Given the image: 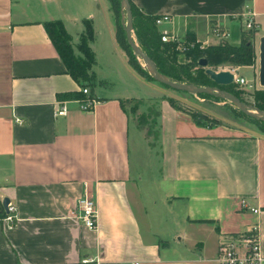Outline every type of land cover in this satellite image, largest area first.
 Instances as JSON below:
<instances>
[{
	"label": "crops",
	"instance_id": "obj_1",
	"mask_svg": "<svg viewBox=\"0 0 264 264\" xmlns=\"http://www.w3.org/2000/svg\"><path fill=\"white\" fill-rule=\"evenodd\" d=\"M130 2L145 14H169L160 30L203 44L219 42L214 26L240 43L248 8L257 40L264 35V0ZM49 20L63 22L77 54L85 22L92 24L89 110L77 97H59L83 87L48 35ZM117 29L111 0H50L40 13L23 0H0V264H78L83 256L220 264V243L254 226L264 255V131L198 123L167 101L159 112L160 166L144 185L145 170L132 166L134 121L123 99L144 98L134 83H152L130 63ZM63 103L67 113L56 114ZM140 135L151 144L144 128ZM85 194L97 205L94 230L78 217ZM5 197L17 209L13 226L4 219Z\"/></svg>",
	"mask_w": 264,
	"mask_h": 264
},
{
	"label": "trees",
	"instance_id": "obj_2",
	"mask_svg": "<svg viewBox=\"0 0 264 264\" xmlns=\"http://www.w3.org/2000/svg\"><path fill=\"white\" fill-rule=\"evenodd\" d=\"M112 8L117 17L118 29L117 36L120 44L127 51L130 59V63L133 67L143 76L144 72L142 67L134 61V55L132 54V47L130 46L127 36V46L123 42L122 38V26L120 24V0H111ZM131 9L133 15V29L139 40L140 46L145 50V52L154 60L157 68L170 78L181 81L194 83L197 85H211L218 86L229 92H232L238 96L241 100L245 101L243 97L244 90L237 83H232L228 85H217L210 76L206 73L205 67L199 66L198 60L201 57H206L208 60V66L217 70L221 64L231 63L235 65H252L257 60V49L255 44L247 38L248 34L256 33L258 28L255 25L252 28L243 29L241 42L238 44H232L229 41L219 42L216 44H203L193 38H188V40L196 41L195 46L189 49L185 54L187 57H191L188 62H180L177 60L179 55V50L176 48V42L174 41H163L161 38V30L156 24V18L160 15H150L145 14L132 2ZM44 26L50 36L52 42L54 43L60 57L64 61L68 72L76 78L83 88H87L89 85H93L94 76L92 74L91 68L95 63V53L89 45V42L93 39V27L89 21L85 22V30L80 37V43L78 44L79 54L74 50L71 36L66 30L63 22L61 20H49L44 22ZM125 29V27H124ZM126 34V31H125ZM148 80L151 78L148 76ZM152 79L154 77L152 76ZM155 80V79H154ZM165 85V84H163ZM167 86V85H165ZM199 95L203 97H214L219 98L207 93H200ZM253 97V104L264 110V87L257 88L251 94ZM92 97V94H90ZM60 98L67 97H77L79 99H85V93L83 89L81 92L70 91L59 95ZM222 99V98H220ZM171 105L179 108L174 104L173 100H168ZM245 115L239 108L236 110ZM192 117L198 122L203 123L197 118V116L191 112ZM160 113L158 111L157 118ZM249 116V115H247ZM251 117V116H249ZM257 123H264L263 120L251 117ZM219 120L213 118V122H218ZM264 131V128L261 126ZM148 135H151L150 130ZM159 129L156 131V139L159 138ZM153 145V143H151ZM5 216V214H4Z\"/></svg>",
	"mask_w": 264,
	"mask_h": 264
},
{
	"label": "rangeland",
	"instance_id": "obj_3",
	"mask_svg": "<svg viewBox=\"0 0 264 264\" xmlns=\"http://www.w3.org/2000/svg\"><path fill=\"white\" fill-rule=\"evenodd\" d=\"M49 1L50 0H23V4L36 9L37 12L40 13L43 9H45L46 4H48ZM119 20L122 26L121 35L123 42L127 46L124 29L126 23V11L122 7L121 0ZM133 35L136 41L139 43L134 29ZM247 36V38H249L256 45L258 54L259 41L257 40V34L251 33ZM132 54L134 55V61L136 64L142 67V71L144 72L142 77L145 80H148L147 77L149 76L151 78L149 82L152 83H134V93L136 95L143 96L144 98L128 97L123 99L124 106L130 114L132 121L143 127L147 134L150 130L151 135H149V140L151 143L155 144L154 147L149 143V141L141 137L140 134H143V128L140 127L136 129L137 127L134 126V123H132L133 125L131 126L130 130V156L133 168H143L146 172V174H144V178H146L147 181L144 183V185H147L148 181L154 177L155 170H157L160 166L161 159L159 153L161 151V147L159 138L156 139V131L159 129L158 124L160 125L162 118L161 115L157 118V114L158 111H162L164 105L169 99L173 100L174 104L177 105L179 109L188 113L193 112L203 123H211L213 122L214 118L220 122L229 123L238 127L245 126L250 128L257 126L261 128L262 126L264 128V123H257V121L255 122L251 117L236 111L238 108L225 99L203 97L199 94L173 89L152 79V75L148 71L144 61L138 57L134 51H132ZM179 54H181V52H179ZM187 58L188 60L186 59L183 62H188L191 60V57ZM217 70L236 71L238 75L245 76L247 83L240 86L244 90L242 95L245 98V102L253 104V97L251 94L255 89L262 87L259 83V54L257 56L256 62L252 65H235L231 63H224L221 64ZM154 190L155 189L151 190V196H154L153 198L155 199L158 193L154 194ZM167 240L172 241L171 239Z\"/></svg>",
	"mask_w": 264,
	"mask_h": 264
},
{
	"label": "built area",
	"instance_id": "obj_4",
	"mask_svg": "<svg viewBox=\"0 0 264 264\" xmlns=\"http://www.w3.org/2000/svg\"><path fill=\"white\" fill-rule=\"evenodd\" d=\"M255 12L252 9L247 10L245 14L246 21L244 28L249 29L256 24L254 20ZM171 16L169 14H163L156 18V24L159 26L164 22L170 21ZM213 35L219 42H226L230 36V31L221 26H214L212 28ZM161 38L163 41L176 42V48L183 54L189 49L195 46L196 41L181 38L169 30H161ZM234 72L235 83L245 85L247 80L244 76L238 75ZM83 92L88 96L85 99L80 100L81 107L84 110H89L93 107L95 100L90 96L88 88H83ZM67 105L63 103L56 110V114H66ZM246 202L244 201V206ZM254 211H258L257 208H252ZM15 204L8 203V212L5 214L4 219L9 226H13L18 219L16 214ZM78 217L83 224L89 229H97L98 227V209L95 200L88 194H85L78 200ZM218 260L220 264H262L264 261V255L261 250V242L258 236V227H252L248 232L239 234L237 236H231L228 239L222 241L219 245ZM78 264H120L118 262H107L99 257L83 256L80 258ZM131 264H139V261H132Z\"/></svg>",
	"mask_w": 264,
	"mask_h": 264
},
{
	"label": "water",
	"instance_id": "obj_5",
	"mask_svg": "<svg viewBox=\"0 0 264 264\" xmlns=\"http://www.w3.org/2000/svg\"><path fill=\"white\" fill-rule=\"evenodd\" d=\"M122 7L126 11V23H125V31L127 40L132 47L135 54L140 57L150 74L154 77V79L162 84L167 85L170 88L181 90L188 93L200 94L207 93L222 99H225L232 103L235 107L242 110L247 115L258 118L264 121V110L257 108L253 104H249L244 100H241L238 96L229 92L225 89H222L218 86L211 85H197L194 83L181 82L174 80L162 73L158 68L154 60L145 52V50L140 46V44L136 41L133 35V15L131 9L130 0H121ZM199 66L205 67L206 73L210 76V78L217 85H228L232 84L235 81L234 72L231 70H215L208 66V60L206 57H201L198 60ZM259 83L262 87H264V35L260 37L259 41ZM10 199L5 197L3 199V207L8 212V203Z\"/></svg>",
	"mask_w": 264,
	"mask_h": 264
}]
</instances>
